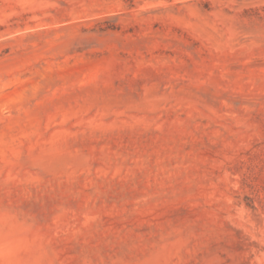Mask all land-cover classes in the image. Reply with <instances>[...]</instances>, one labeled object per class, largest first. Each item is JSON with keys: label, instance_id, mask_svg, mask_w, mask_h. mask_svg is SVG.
Returning <instances> with one entry per match:
<instances>
[{"label": "rangeland", "instance_id": "374dc122", "mask_svg": "<svg viewBox=\"0 0 264 264\" xmlns=\"http://www.w3.org/2000/svg\"><path fill=\"white\" fill-rule=\"evenodd\" d=\"M0 264H264V0H0Z\"/></svg>", "mask_w": 264, "mask_h": 264}]
</instances>
